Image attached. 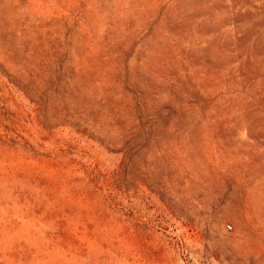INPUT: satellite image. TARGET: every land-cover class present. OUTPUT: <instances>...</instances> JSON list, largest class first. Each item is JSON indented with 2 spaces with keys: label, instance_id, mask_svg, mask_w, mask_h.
<instances>
[{
  "label": "rangeland",
  "instance_id": "obj_1",
  "mask_svg": "<svg viewBox=\"0 0 264 264\" xmlns=\"http://www.w3.org/2000/svg\"><path fill=\"white\" fill-rule=\"evenodd\" d=\"M0 264H264V0H0Z\"/></svg>",
  "mask_w": 264,
  "mask_h": 264
},
{
  "label": "built area",
  "instance_id": "obj_2",
  "mask_svg": "<svg viewBox=\"0 0 264 264\" xmlns=\"http://www.w3.org/2000/svg\"><path fill=\"white\" fill-rule=\"evenodd\" d=\"M226 229H228L229 231L232 230L231 226H229V225L226 226Z\"/></svg>",
  "mask_w": 264,
  "mask_h": 264
}]
</instances>
